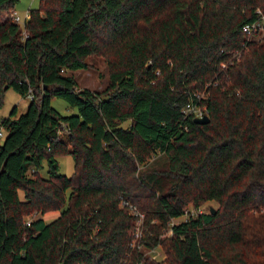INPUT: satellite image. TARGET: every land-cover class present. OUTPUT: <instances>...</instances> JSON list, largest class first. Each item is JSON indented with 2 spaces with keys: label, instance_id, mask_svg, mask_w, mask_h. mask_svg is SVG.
<instances>
[{
  "label": "trees",
  "instance_id": "16d2710c",
  "mask_svg": "<svg viewBox=\"0 0 264 264\" xmlns=\"http://www.w3.org/2000/svg\"><path fill=\"white\" fill-rule=\"evenodd\" d=\"M16 1L0 104L7 87L28 102L0 117V264H264V0H38L21 24ZM91 55L100 90L68 73Z\"/></svg>",
  "mask_w": 264,
  "mask_h": 264
},
{
  "label": "rangeland",
  "instance_id": "374dc122",
  "mask_svg": "<svg viewBox=\"0 0 264 264\" xmlns=\"http://www.w3.org/2000/svg\"><path fill=\"white\" fill-rule=\"evenodd\" d=\"M33 2V1H31ZM30 2V3H31ZM35 2V0H34ZM29 3V0H17L12 8L14 13L21 16V12H24L25 7ZM38 0H36L35 6L37 5ZM24 6V7H22ZM20 24V23H19ZM262 31V29H259ZM87 67L84 69L78 68L69 70L73 78L76 81V85L79 88L86 87L91 90H100L102 89L107 82V67L104 60L99 56H88L86 57ZM28 102L27 97H21L17 92L11 88L7 87L3 91L2 102L0 104V117L6 116L12 107L15 108V115L24 111L26 104ZM50 105L55 108L61 114H68L73 111L72 108H69L66 103L59 97H51L49 99ZM2 137H0V142ZM46 161L42 160L40 167L38 168V173L42 176L46 175ZM73 169V159L68 154L58 155L56 157V172L70 175ZM216 207L214 201L207 200L200 203L197 207L198 211H208L210 208ZM191 209V207H190ZM192 211V210H191ZM57 215L56 210H51L42 215V218L46 221L52 219ZM183 216L174 218L171 221H178L182 219ZM142 214H139L134 224V238L135 241L139 239L142 230ZM140 249L149 254L151 258L156 260L164 258L162 249L159 247H154L152 249H144L140 246Z\"/></svg>",
  "mask_w": 264,
  "mask_h": 264
},
{
  "label": "built area",
  "instance_id": "2783aa9c",
  "mask_svg": "<svg viewBox=\"0 0 264 264\" xmlns=\"http://www.w3.org/2000/svg\"><path fill=\"white\" fill-rule=\"evenodd\" d=\"M10 16H11L12 20L17 22V23L21 24L24 21V18L19 17L16 13H14L13 10L10 12ZM253 27H254V23H252L250 25L245 24L241 27V30L248 35L252 32ZM184 110L186 112L192 113L193 117H200L203 114H205L203 107L193 106L191 104H186V106L184 107ZM2 135H3V131H2V128L0 127V137H2ZM25 224H28V219L25 220Z\"/></svg>",
  "mask_w": 264,
  "mask_h": 264
},
{
  "label": "water",
  "instance_id": "95a60500",
  "mask_svg": "<svg viewBox=\"0 0 264 264\" xmlns=\"http://www.w3.org/2000/svg\"><path fill=\"white\" fill-rule=\"evenodd\" d=\"M4 88H6V86H4ZM192 119L194 122H197V123H205L208 121V116L206 114H203L200 117H193ZM209 210L213 212V208H210Z\"/></svg>",
  "mask_w": 264,
  "mask_h": 264
},
{
  "label": "crops",
  "instance_id": "0c3cea01",
  "mask_svg": "<svg viewBox=\"0 0 264 264\" xmlns=\"http://www.w3.org/2000/svg\"><path fill=\"white\" fill-rule=\"evenodd\" d=\"M31 1H33V2H31ZM35 3H36V0H35V2H34V0H29V3H27V6L25 7L24 12H21V16H19V15L18 16L25 19L26 16H27V10H28V8L29 7H34L35 6ZM22 7H24V6H22Z\"/></svg>",
  "mask_w": 264,
  "mask_h": 264
}]
</instances>
